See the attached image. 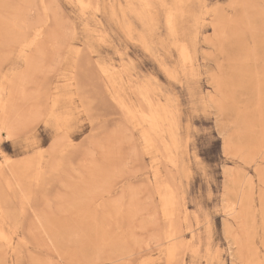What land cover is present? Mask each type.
Returning <instances> with one entry per match:
<instances>
[{"label":"rangeland","instance_id":"1","mask_svg":"<svg viewBox=\"0 0 264 264\" xmlns=\"http://www.w3.org/2000/svg\"><path fill=\"white\" fill-rule=\"evenodd\" d=\"M143 1L0 0V264H264V0Z\"/></svg>","mask_w":264,"mask_h":264},{"label":"bare ground","instance_id":"2","mask_svg":"<svg viewBox=\"0 0 264 264\" xmlns=\"http://www.w3.org/2000/svg\"><path fill=\"white\" fill-rule=\"evenodd\" d=\"M143 1V0H142ZM80 2H82L83 3V0H80ZM144 2V1H143ZM78 3V2H77ZM88 3V2H87ZM144 7V6H143ZM220 10V9H219ZM174 12V11H173ZM174 14H175V12H174ZM36 30V29H35ZM37 30H38V28H37ZM34 31V30H33ZM262 52V51H261ZM183 54H185V51H183ZM214 81V80H213ZM142 84V83H141ZM215 84V83H214ZM116 85V84H115ZM131 85V84H130ZM131 87V86H130ZM132 88V87H131ZM135 88V87H134ZM139 88V87H138ZM148 88V87H147ZM259 88V87H258ZM133 89V88H132ZM140 89V88H139ZM135 90V89H134ZM137 91V90H136ZM136 91L134 92V93H136ZM139 93H141V92H139ZM256 93H258V92H256ZM137 94V93H136ZM135 95V94H134ZM137 96V95H136ZM257 96H258V94H257ZM142 98H144V97H142ZM146 98V100H147V102L149 103L148 105H150L151 106V102L149 101V99L147 98V97H145ZM140 100V99H139ZM142 102V101H141ZM146 105H147V103H145ZM157 104V103H156ZM218 104V103H217ZM149 106V107H150ZM162 105L160 104V107H161ZM164 106V105H163ZM247 107V106H246ZM148 108V107H147ZM154 109H155V106H154ZM168 109V108H167ZM160 110H162V109H160ZM142 111V110H141ZM144 111V110H143ZM164 112H165V110H164ZM164 112L162 113H158L157 111H156V109H155V111L154 110H151L149 113L148 112H142V116H141V118L143 117V120L145 121V123H148V125H149V130L151 131L150 133H155V135H159V136H161V134H162V132H164V134H165V131H164V129H165V127H163V123L164 122H167V120H165V118L167 117V116H165V114H164ZM168 112H169V110H168ZM141 115V114H140ZM142 121V120H141ZM167 124V123H166ZM141 125V124H140ZM147 125V124H146ZM164 126H166L165 124H164ZM142 128H143V126H141ZM147 127V126H146ZM136 128V127H135ZM167 128H168V126H167ZM148 129V128H147ZM144 130V129H143ZM149 130L147 131V132H149ZM166 130V129H165ZM166 132H169V130L167 131L166 130ZM145 133V132H144ZM149 133V134H150ZM143 135V134H142ZM147 135V134H146ZM167 135H168V133H167ZM148 136V135H147ZM143 137H145V136H143ZM158 138V137H157ZM145 139V138H144ZM156 139V138H155ZM159 139V138H158ZM162 140H163V138H162ZM161 140V141H162ZM145 141L147 142V140L145 139ZM156 141V140H155ZM150 142V141H149ZM148 142V143H149ZM163 142V144H164V149L166 150V155L168 156V158L171 160L172 159V161H173V158H172V156H173V150H172V148L170 147V145L168 144V142H164V141H162ZM154 143V142H153ZM157 145H159L158 144V142L156 141L155 142ZM161 143V142H160ZM162 147H163V145H161ZM158 148V147H157ZM163 150V149H162ZM165 152V151H164ZM167 158V157H166ZM169 161V160H168ZM171 162V161H170ZM172 164V163H171ZM168 165V164H167ZM17 174V173H16ZM9 180V179H8ZM19 183V182H18ZM21 184V183H20ZM238 188V187H237ZM164 198V197H163ZM238 198V197H237ZM1 201H2V199H1ZM170 201V200H169ZM169 205H171V207H172V204H171V202H169L168 203ZM248 204V203H247ZM174 206V205H173ZM248 209V208H247ZM172 211V210H171ZM171 211H169V215H171L172 213H171ZM175 212H176V209H175ZM164 213V212H163ZM168 213V212H167ZM178 213V212H177ZM176 214V213H175ZM164 215V214H163ZM168 215V216H169ZM165 216H166V214H165ZM176 216V215H175ZM243 217V216H242ZM171 220V219H170ZM169 220V221H170ZM172 221H174V220H172ZM171 221V222H172ZM175 222H176V219H175V221H174V227H175ZM166 225H167V222H166ZM165 225V226H166ZM168 225H170L169 223H168ZM170 226H172V224L170 225ZM169 228H171V227H169ZM173 228V227H172ZM172 230H174V231H177V229L175 230V229H172ZM171 230V231H172ZM179 231V230H178ZM170 232V231H169ZM172 234H173V232H171ZM170 233V234H171ZM179 233V232H178ZM1 234V233H0ZM168 234V233H167ZM171 234V235H172ZM177 234V233H176ZM176 234H174L173 236H176L177 237V235ZM170 235V236H171ZM169 236V235H168ZM174 238V237H173ZM237 242V241H236ZM175 246H176V244H175ZM245 246V245H244ZM176 247H178V245L176 246ZM178 249H179V247H178ZM175 250H173V252H174ZM244 251H246V249L244 250ZM167 252H168V250H167ZM176 252H175V256H176ZM178 255V254H177ZM235 256V255H234ZM92 261V260H91ZM93 263H95V262H93Z\"/></svg>","mask_w":264,"mask_h":264}]
</instances>
